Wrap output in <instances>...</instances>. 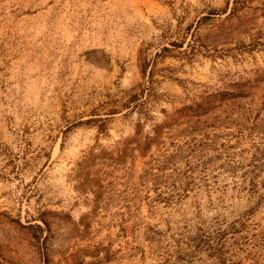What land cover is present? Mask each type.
<instances>
[{
  "label": "rangeland",
  "instance_id": "374dc122",
  "mask_svg": "<svg viewBox=\"0 0 264 264\" xmlns=\"http://www.w3.org/2000/svg\"><path fill=\"white\" fill-rule=\"evenodd\" d=\"M37 240L264 264V0H0V264Z\"/></svg>",
  "mask_w": 264,
  "mask_h": 264
},
{
  "label": "trees",
  "instance_id": "16d2710c",
  "mask_svg": "<svg viewBox=\"0 0 264 264\" xmlns=\"http://www.w3.org/2000/svg\"><path fill=\"white\" fill-rule=\"evenodd\" d=\"M233 2H236V0H233ZM209 13H214V12H209ZM208 17L209 16H207V15L202 16L201 21L207 20ZM199 21H200V19H199ZM186 29H189V26ZM191 36H193V32L191 33ZM182 42L183 41H180V42L172 41L171 45L174 46V47H182ZM188 45H190V44L188 43ZM168 49L169 48L164 47L163 51H168ZM136 97H137L136 94L132 95V98H136ZM38 228L40 230H42L41 226H39V225H38ZM35 248H36V250L38 251V253H39L40 257H41V260H42L41 264H48L49 263V259H48L47 255H46V251L48 249V246L45 244V242H39L37 240V242L35 244ZM107 256H108V253L105 254V257H107Z\"/></svg>",
  "mask_w": 264,
  "mask_h": 264
}]
</instances>
